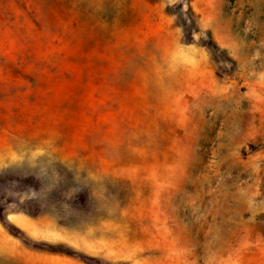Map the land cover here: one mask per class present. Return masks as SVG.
<instances>
[{
    "label": "rangeland",
    "instance_id": "374dc122",
    "mask_svg": "<svg viewBox=\"0 0 264 264\" xmlns=\"http://www.w3.org/2000/svg\"><path fill=\"white\" fill-rule=\"evenodd\" d=\"M0 264H264V0H0Z\"/></svg>",
    "mask_w": 264,
    "mask_h": 264
},
{
    "label": "trees",
    "instance_id": "16d2710c",
    "mask_svg": "<svg viewBox=\"0 0 264 264\" xmlns=\"http://www.w3.org/2000/svg\"><path fill=\"white\" fill-rule=\"evenodd\" d=\"M183 28L186 30L188 27L186 25V23L183 25Z\"/></svg>",
    "mask_w": 264,
    "mask_h": 264
}]
</instances>
